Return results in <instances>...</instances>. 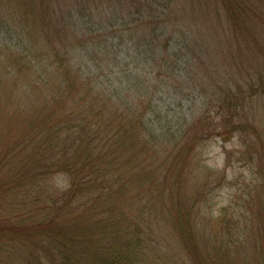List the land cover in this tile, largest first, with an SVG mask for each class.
I'll return each instance as SVG.
<instances>
[{
	"label": "trees",
	"instance_id": "trees-1",
	"mask_svg": "<svg viewBox=\"0 0 264 264\" xmlns=\"http://www.w3.org/2000/svg\"><path fill=\"white\" fill-rule=\"evenodd\" d=\"M104 2L109 4L108 32L103 23L77 22L76 12L83 9L90 21L94 13L102 20ZM118 19L127 25H116ZM129 19L134 26L124 21ZM198 20L206 31L196 32ZM263 27L264 0H0V31L13 32L17 54L0 41V91L6 92L5 101L14 105L16 116L26 119L11 132L2 129L0 118V264H179L174 256L160 253L164 234L155 235L139 213L127 215L128 197L133 189L152 193L161 183L162 190L174 183L181 189L194 144L209 138L219 122L233 118L241 97L225 80L220 91L208 93L203 86V100L217 95L214 113L219 116L211 117L207 109L189 125L186 121L160 130L163 136L158 137L153 114L163 107L145 80L125 83L128 69L139 70L138 60L130 68L127 58L144 54L148 71L167 78L176 69L193 70V58L213 51L226 62L234 56H227L234 40V53L241 56L253 48L263 52ZM134 29L140 36L132 44L124 34L132 35ZM207 34L227 44L211 49L200 42ZM90 39L100 49L107 47L108 78L80 66L76 54ZM216 57L200 62L212 82L222 77ZM250 62L245 66L230 60L248 72L247 89L264 91V67L254 69V59ZM233 80L234 90L241 93L243 85ZM142 91L150 95L140 100ZM247 125L251 128L244 129L257 130ZM58 173L67 176V184L53 185ZM180 189L182 203L176 210L187 212L188 193ZM258 220L263 228H251L253 240L233 245L229 235L211 240L194 220L174 218L187 256L182 263L220 264L216 257L224 251L228 264H248L242 261V249L247 254L252 247L256 264H264V221Z\"/></svg>",
	"mask_w": 264,
	"mask_h": 264
},
{
	"label": "rangeland",
	"instance_id": "rangeland-1",
	"mask_svg": "<svg viewBox=\"0 0 264 264\" xmlns=\"http://www.w3.org/2000/svg\"><path fill=\"white\" fill-rule=\"evenodd\" d=\"M103 5L107 10L103 12L104 18L102 20H99L98 14L94 13L95 19H91L92 21H90L88 10L84 11L83 9L76 12L78 17L77 22L86 26L91 25L92 22L94 24L103 23L104 26L108 27V32L109 4L104 2ZM103 5L101 3V6ZM134 8L135 7H132V9ZM94 12H96L95 9ZM126 16L125 14V18ZM122 20L118 19L116 25H127V23H122ZM199 20L196 21V24L200 26L196 32L206 31V25L204 23L202 25ZM124 21L130 22L128 26L132 27L135 25L132 19ZM209 24L208 22L207 25ZM230 27L233 29L231 25ZM103 35H105V32H103ZM13 36V32L7 34L4 31H0V41L3 43V46L5 48H10L11 54H16V49H14L11 40ZM107 36H109V33ZM124 36L128 41L131 39L133 44V42L136 43L137 40H139L138 36H140V33L138 32V34H136V30L134 29L132 35L126 33ZM244 37L245 36H243V38L239 37V44L244 45V42L241 41ZM261 40H263L262 42L264 43V39ZM202 41H205V43L207 42L211 49H220V45L223 46V43L227 44L224 39L221 41V39L211 38V34H207L204 40H200V42ZM189 42L191 45V41ZM97 43L99 42L96 39H90L87 46L76 55L81 59L80 66L86 68V70L90 69L96 73H101L105 78H108L109 54H107V47L100 49ZM235 45H238L236 40H234V50ZM234 50L229 51V55L227 56H234L229 60L226 59V62L223 60L225 58L221 60L216 57V54H219L216 53V51H213L209 57L202 56L200 59L193 58V70L190 66V70L188 71L187 68L186 70L176 69L174 70L175 75L168 76L165 74L168 76L167 78H164V75H157L153 71H148L144 54H142L141 59L127 58V66L130 68H132L136 60H138L139 70L138 72L135 71L137 74L136 77L135 72L129 71L128 69V71H126L125 83L131 85L136 79L145 80L144 84H149V90L153 89L151 95L153 94L163 107L161 113L154 112L153 114V118H155L154 124L157 126L156 134L158 137L163 136L161 131L165 132L170 127L174 129L179 128V126L186 121L189 125L193 122L194 117H198L201 112L204 113L207 109L211 112V117L216 119L219 116L218 112L217 114L214 113L216 110L215 103L218 102L217 95L213 96L212 101L203 100L200 96L204 93L201 88L203 86L204 88L210 89L208 93L211 90L220 91L224 86H219L225 85L223 83L225 80L230 84L228 87H232L233 91L241 97L239 99L240 103L236 105V113L233 118L231 117L229 120L219 122L215 132L212 133L209 138L203 141H199L198 139L196 143H192V145L195 144L193 150L189 153V164L185 175L187 180L180 185L181 189L178 184L174 183L171 187L167 186L162 190L160 186L164 185L161 183L160 186H156L157 190L154 189L152 193L148 194L142 190H139L137 193V191H135L136 189H133L131 191L133 193L131 196H133L134 199H131L130 195L128 197L127 203L130 201V204L128 203L130 207H126L127 215L136 216V214L139 213L137 215L146 219L144 220L145 223L151 226L155 235L161 234L163 236L164 234L163 238H166V243L161 246L162 249L160 253L167 257L168 255L170 257L174 256L179 264H183L182 262L187 256L183 252L179 239L176 237V235L178 236L177 227H175L177 222L173 221L174 218H177L181 222L187 218L194 220L197 224V229L202 235L209 237L211 240L214 237L226 240L229 235L235 240L228 241L233 242V245H242L245 240L246 242L253 240V234L251 232L252 227L254 229L263 228V225L258 224V219L261 218L262 221H264V91H261V87L247 89L248 72L245 70L239 71L236 68V63L232 64L230 60L236 59L237 62L240 63H238L239 65L244 64L248 66L251 63L250 61L254 59V69L260 66L264 67V51H258V48H253L251 49L252 52H248V54L241 56L239 53H234ZM91 51L94 56H92ZM81 57L86 58L87 61L82 62L83 58ZM88 57H90L91 60H88ZM212 57L217 58L216 61H218L219 67L217 72H220V74H217V72L214 73L222 76L220 78H215L213 82L211 81L212 76L204 74L200 67V62H208ZM218 59L221 60V62ZM194 61H198L197 64L200 69L197 68ZM142 64H144L143 67ZM230 65H233L232 69ZM164 71L165 68L163 72ZM212 71H214V67ZM251 72L255 73L253 70ZM235 77L237 81L243 85L241 93L234 90L236 89L234 88L235 82L233 80ZM0 93L2 92L0 91ZM208 93L207 95H209ZM4 94H6L5 91H3L0 96V118L2 121L1 124L4 126L2 129L14 132L17 125H25L26 119L16 116L14 105L11 103L7 104ZM144 95L149 96L150 94L143 93L142 91V95L139 96V99L143 100ZM211 117L209 119H211ZM247 122L257 130L244 129V127L251 128L247 125ZM186 123L183 124V126L186 125ZM233 125H236L237 128H234ZM191 132L193 133V131ZM189 136L192 137V134H189ZM162 153V151L158 152V156L162 155ZM161 169H163V167ZM51 182L55 186H63L67 184L68 178L65 174L58 173L52 177ZM133 186L131 182L129 188L132 189ZM146 188L151 189L148 184H146ZM177 189H180L181 193L183 191L184 194L188 193L187 200L189 203L187 212L185 210H176L182 203V196L178 194ZM172 190H174L175 193H173ZM149 203H153L151 209L148 208ZM139 206H141V208H139ZM143 228H145V225H143ZM247 235H250L249 239L246 238ZM169 241H172L170 242L171 244H168ZM246 250L242 249V261L246 259L248 264H256L254 261L256 250L251 247L248 249L247 254ZM220 253L221 255L216 257V259L219 260L218 262L220 264H228V260L224 257L225 252L220 251ZM233 255L235 256V252H233Z\"/></svg>",
	"mask_w": 264,
	"mask_h": 264
}]
</instances>
